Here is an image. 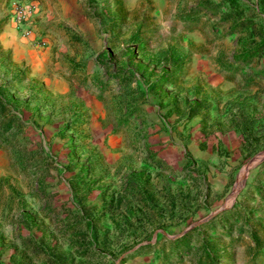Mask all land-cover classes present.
Here are the masks:
<instances>
[{"label":"rangeland","instance_id":"obj_1","mask_svg":"<svg viewBox=\"0 0 264 264\" xmlns=\"http://www.w3.org/2000/svg\"><path fill=\"white\" fill-rule=\"evenodd\" d=\"M76 3L36 88L0 65V264H257L264 0Z\"/></svg>","mask_w":264,"mask_h":264},{"label":"crops","instance_id":"obj_2","mask_svg":"<svg viewBox=\"0 0 264 264\" xmlns=\"http://www.w3.org/2000/svg\"><path fill=\"white\" fill-rule=\"evenodd\" d=\"M25 2H33L38 5L40 13L35 18L33 25L36 35L43 38L48 47L43 49L37 46H33L32 43L25 38H22L16 31L15 24L10 17V4L12 0H0L1 7L6 5V16L8 22L0 25V65L5 67L7 72L11 75L10 81L7 86H2V89H7L9 86L13 87V93L18 95L15 91H19L20 88L26 87L27 84L30 87L36 88L39 80V75L46 71L48 65V49L53 41V34L51 26H47L48 16L51 10V5L54 2L56 6H59L64 14L68 13L73 7H77V0H23ZM50 27V28H49ZM46 45V46H47ZM26 68H28L29 74L25 75ZM44 83V82H43ZM61 86V82L58 79L48 80L45 78L46 86ZM5 92V90H4ZM0 104L2 108L6 106L5 96L0 95ZM6 117L10 116L7 112L4 114ZM19 116V114H17ZM2 153V152H1ZM3 155V153H2ZM264 246V245H263ZM263 246L258 245V249L263 250ZM257 264H264V257L258 259Z\"/></svg>","mask_w":264,"mask_h":264},{"label":"built area","instance_id":"obj_3","mask_svg":"<svg viewBox=\"0 0 264 264\" xmlns=\"http://www.w3.org/2000/svg\"><path fill=\"white\" fill-rule=\"evenodd\" d=\"M40 13L39 7L33 2L23 0H12L10 4V17L15 24L17 33L28 39L33 46L44 48L47 42L36 35L33 22Z\"/></svg>","mask_w":264,"mask_h":264},{"label":"water","instance_id":"obj_4","mask_svg":"<svg viewBox=\"0 0 264 264\" xmlns=\"http://www.w3.org/2000/svg\"><path fill=\"white\" fill-rule=\"evenodd\" d=\"M262 156H263V158H264V155H262ZM256 159H258V158H256ZM210 217H211V215H210L208 218H206L205 220H201V221H199V222H197V223H195V224L189 226V227L184 231V233L187 232L189 229L193 228L194 226H196V225H198V224H200V223H202V222H205V221L208 220Z\"/></svg>","mask_w":264,"mask_h":264}]
</instances>
